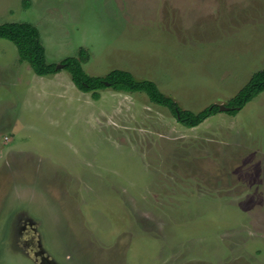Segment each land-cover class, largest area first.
Masks as SVG:
<instances>
[{"label": "rangeland", "instance_id": "374dc122", "mask_svg": "<svg viewBox=\"0 0 264 264\" xmlns=\"http://www.w3.org/2000/svg\"><path fill=\"white\" fill-rule=\"evenodd\" d=\"M6 23L55 68L83 49L88 76L126 71L193 113L264 69V0H0ZM17 56L0 39V264H264V93L185 128Z\"/></svg>", "mask_w": 264, "mask_h": 264}, {"label": "trees", "instance_id": "16d2710c", "mask_svg": "<svg viewBox=\"0 0 264 264\" xmlns=\"http://www.w3.org/2000/svg\"><path fill=\"white\" fill-rule=\"evenodd\" d=\"M0 39L9 41L16 47L19 61L26 62L35 75L46 77L58 72L54 65L46 63L39 32L31 24H1ZM87 60L86 51L80 49L76 57L67 58L61 64L69 73L73 85L82 93H92L93 100H98V92L106 88L124 93H143L150 103L169 110L176 121L185 128L197 127L207 118L220 112L216 105H210L198 113L182 110L175 101L161 94L153 82L137 81L126 71L112 70L105 77H90L82 68ZM261 93H264V69L251 76L247 84L229 101L226 106L229 109L225 113L235 115Z\"/></svg>", "mask_w": 264, "mask_h": 264}, {"label": "water", "instance_id": "95a60500", "mask_svg": "<svg viewBox=\"0 0 264 264\" xmlns=\"http://www.w3.org/2000/svg\"><path fill=\"white\" fill-rule=\"evenodd\" d=\"M58 68H63V66L62 65H58L57 67H56V69H58ZM219 107V110L220 111H224V112H226L229 108H227V107H225V106H218Z\"/></svg>", "mask_w": 264, "mask_h": 264}, {"label": "crops", "instance_id": "0c3cea01", "mask_svg": "<svg viewBox=\"0 0 264 264\" xmlns=\"http://www.w3.org/2000/svg\"><path fill=\"white\" fill-rule=\"evenodd\" d=\"M228 34H229L228 32H227V33H224V35H228ZM17 57H18V56H17ZM22 63H23V62H22ZM55 75H56V74H54V75H50V76L53 77V76H55ZM50 76H46V77H50ZM39 77H40V76H39ZM248 81H249V80H248ZM246 84H247V83H246ZM246 84H245V85H246ZM245 85H244V86H245ZM244 86H243V87H244ZM113 91H114V90H113ZM114 92H117V91H114ZM121 93H124V92H121ZM87 94H88V93H87ZM127 94H128V93H127ZM129 94H130V93H129ZM13 131H16V130L13 129L11 132H13Z\"/></svg>", "mask_w": 264, "mask_h": 264}]
</instances>
